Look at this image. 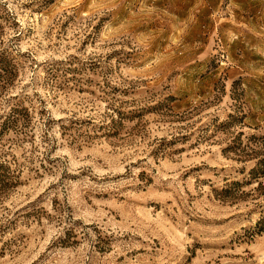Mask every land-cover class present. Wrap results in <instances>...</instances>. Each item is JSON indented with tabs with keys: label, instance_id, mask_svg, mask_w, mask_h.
Returning a JSON list of instances; mask_svg holds the SVG:
<instances>
[{
	"label": "rangeland",
	"instance_id": "374dc122",
	"mask_svg": "<svg viewBox=\"0 0 264 264\" xmlns=\"http://www.w3.org/2000/svg\"><path fill=\"white\" fill-rule=\"evenodd\" d=\"M0 264H264V0H0Z\"/></svg>",
	"mask_w": 264,
	"mask_h": 264
}]
</instances>
